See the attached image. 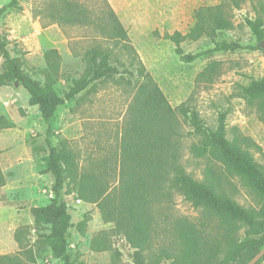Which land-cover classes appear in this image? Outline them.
<instances>
[{"label": "rangeland", "instance_id": "obj_1", "mask_svg": "<svg viewBox=\"0 0 264 264\" xmlns=\"http://www.w3.org/2000/svg\"><path fill=\"white\" fill-rule=\"evenodd\" d=\"M11 1L0 0V9ZM16 1L18 8L0 18V38L7 43L11 56L23 71L42 84L46 83L45 55L56 50L60 70L54 89L59 95L69 90L74 79L86 75L89 49L100 45L116 55L115 43L102 39L97 26L88 23L72 26L52 16L62 11V4L73 2L86 9L89 19L96 20L99 0ZM108 2L129 35L135 33L139 49L130 37L131 42L170 104L177 107L191 97L190 105L200 115L201 128L217 131L223 124L228 139L247 138L242 150L264 168V115L258 103L249 104L241 94L243 87L264 78V42H257L246 22L257 17L251 4L233 12V31L215 33L216 42H238L244 49L211 52L215 44L210 38L186 41L182 44L184 52L198 55L199 59L184 64L174 53V44L155 38L153 32L157 31L160 36L175 31L186 34L196 23L195 14L186 11L189 3L199 8L219 5L222 0ZM260 12L264 30V9ZM212 62L219 63V76L211 84L196 86L197 75ZM111 65L117 66L115 57ZM3 68L0 55V74ZM133 96L134 91L125 84L119 85L115 80L99 82L95 93H83L57 109L49 136V125L39 108L30 105L29 93L19 83L0 86V116L13 125L9 129L0 128V173L5 179V185L0 187V257H17L22 264H62L45 243L48 228L36 225L31 212L35 207L49 204L54 197V178L45 173L49 144L59 147L63 142L74 154L80 174L90 165L99 164L98 174L111 170L112 182L118 185L120 142ZM193 132L190 125L183 126L181 154L186 172L196 181L215 184L243 208L258 211L263 200L235 170L228 171L218 161L193 157L190 146L198 139L192 136ZM72 188L73 184L66 181L60 200L67 204L72 217L68 242L73 264L187 263L178 257L168 230L175 220L185 219L198 225L204 216L201 209H195L178 193L173 192L171 201L158 209L161 213L158 233L154 234L150 248L141 250L117 233L115 223L104 221L98 204L85 203L77 193L69 194ZM77 200L82 204H77ZM86 217L89 222L82 234L76 226ZM210 223L208 232L218 234V223L214 219ZM247 237L248 227L239 228L238 241ZM222 257L219 255L218 259Z\"/></svg>", "mask_w": 264, "mask_h": 264}, {"label": "trees", "instance_id": "obj_2", "mask_svg": "<svg viewBox=\"0 0 264 264\" xmlns=\"http://www.w3.org/2000/svg\"><path fill=\"white\" fill-rule=\"evenodd\" d=\"M247 3L257 14L254 20L247 19V25L257 42L262 43L264 30L260 11L264 9V0H222L216 6L203 5L195 11L196 23L186 34L175 31L160 36L154 31L153 36L173 43L176 55L184 64H192L199 59L198 55L184 52L182 44L186 41L196 42L206 37L215 44L211 52L242 50L244 47L238 42H216L215 33L233 31V12ZM98 6L100 12L96 20L89 19L86 9L73 2H65L62 11L52 15L72 26L95 25L99 36L114 42L118 48L116 55L100 45L89 49L86 53V75L74 79L62 96L54 89L60 70V56L56 50L45 55L46 83L42 84L23 71L11 56L7 43L0 38V55L4 60L0 86L19 83L29 93L30 105L39 108L43 120L49 125V136L57 109L83 93H95L97 83L115 80L134 91L120 142L118 185L112 182L111 170L98 174L99 164L90 165L80 174L74 154L63 142L59 147L49 144L45 173L54 178V197L49 204L35 207L31 212L36 225L48 228L45 243L53 257L62 264H73L68 242V232L73 227L72 217L67 204L60 200V192L68 181L73 184L69 194L77 193L85 203L98 204L104 221L115 223L117 233L141 250L150 248L154 234L158 233L161 214L158 209L171 201L173 192L178 193L195 209H201L204 216L198 225L185 219L175 220L168 230L178 257H183L186 264L249 263L264 249V168L242 150V143L248 139L240 136L228 139L223 124L217 131L201 128L200 115L190 105L191 97L173 107L146 68L131 42L129 31L108 0H99ZM16 8L18 2L12 0L0 9V18ZM112 57H115L117 66L111 65ZM219 66L218 62L207 65L197 75L196 86L213 83L220 74ZM241 94L249 104L258 103L264 115V78L243 87ZM184 125L193 127L192 136L198 138L190 146L193 157L218 161L228 171L235 170L263 200L258 211L243 208L215 184L196 181L186 172L181 154ZM12 127L0 116V128ZM4 185L5 179L0 173V187ZM212 219L218 223V234L208 232ZM88 222L86 217L78 223L76 227L80 233H84ZM241 227H248V237L242 242L236 238ZM219 255L223 257L218 259ZM0 264L22 263L17 257L1 256ZM257 264H264V257Z\"/></svg>", "mask_w": 264, "mask_h": 264}, {"label": "crops", "instance_id": "obj_3", "mask_svg": "<svg viewBox=\"0 0 264 264\" xmlns=\"http://www.w3.org/2000/svg\"><path fill=\"white\" fill-rule=\"evenodd\" d=\"M198 9V5L194 4V3H189L187 6H186V11L191 13V14H195V11ZM132 31V30H131ZM130 31V32H131ZM130 37L131 39L135 42L136 38H135V33L132 35V33H130ZM135 46H137V48L139 49L140 45H138L137 42H135ZM175 53V52H174ZM178 58V57H177ZM145 62V61H144ZM147 64V63H145Z\"/></svg>", "mask_w": 264, "mask_h": 264}, {"label": "water", "instance_id": "obj_4", "mask_svg": "<svg viewBox=\"0 0 264 264\" xmlns=\"http://www.w3.org/2000/svg\"><path fill=\"white\" fill-rule=\"evenodd\" d=\"M264 257V249L260 251L249 263L247 264H257Z\"/></svg>", "mask_w": 264, "mask_h": 264}, {"label": "built area", "instance_id": "obj_5", "mask_svg": "<svg viewBox=\"0 0 264 264\" xmlns=\"http://www.w3.org/2000/svg\"><path fill=\"white\" fill-rule=\"evenodd\" d=\"M77 204H82L81 200H77Z\"/></svg>", "mask_w": 264, "mask_h": 264}]
</instances>
